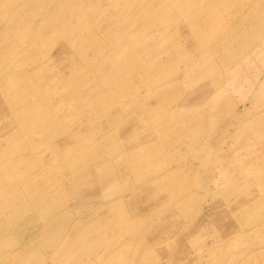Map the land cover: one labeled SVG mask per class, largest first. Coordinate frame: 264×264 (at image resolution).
Here are the masks:
<instances>
[{"label": "rangeland", "instance_id": "1", "mask_svg": "<svg viewBox=\"0 0 264 264\" xmlns=\"http://www.w3.org/2000/svg\"><path fill=\"white\" fill-rule=\"evenodd\" d=\"M0 264H264V0H0Z\"/></svg>", "mask_w": 264, "mask_h": 264}]
</instances>
